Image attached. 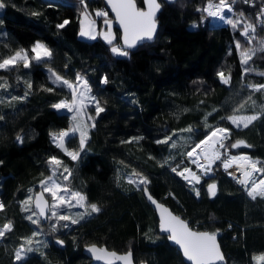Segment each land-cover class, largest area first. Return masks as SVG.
Returning <instances> with one entry per match:
<instances>
[{"label": "trees", "instance_id": "16d2710c", "mask_svg": "<svg viewBox=\"0 0 264 264\" xmlns=\"http://www.w3.org/2000/svg\"><path fill=\"white\" fill-rule=\"evenodd\" d=\"M136 1L143 6V0ZM4 3L6 6L0 9V58L26 48L29 56L33 55L31 45L37 39L49 47L52 57L46 63L33 61L28 69L19 64L11 72L0 70V84L7 85V90L0 89V115L4 117L0 120V203L5 205L0 211V227L8 221L13 225L12 231L0 238V264H90L82 248L89 243L121 252L131 249L136 263L146 260L149 264H188L166 234L159 232L156 213L144 193L127 183L133 170L147 176L151 181L149 191L192 227L222 231L219 242L227 264H257L253 257L264 254V199L248 197L245 187L223 170L221 161L213 164L210 177L202 176L198 197L186 180L171 172V167L182 158L183 165L190 164L180 153L204 139L209 131L204 116L209 112L212 115L208 116V125L231 129L226 144L242 140L248 145L229 147L227 152L220 149L222 160L225 154L242 152L259 159V165L264 166V92L245 87L264 84V76L259 75L264 72V52L257 51L249 61L247 66L254 71L244 73L240 63V51L260 46L264 27L257 25L255 38L249 44L239 34L243 24L234 30L207 17L202 11L207 0H164L153 42L130 50L128 57H119L111 53L103 37L93 40L78 33L83 11L90 12L100 23L104 18L95 13L101 9L111 18L104 0H85L86 9L80 0ZM253 3L255 6L236 0L234 18H241L239 14L243 12L241 19L256 24L264 0ZM65 20L69 23L58 28ZM114 35V42L121 45L118 29ZM237 40L241 43L239 51L235 47ZM49 68L70 81H75L79 73L105 108L95 117L85 151L76 162L51 142L50 133L70 128L72 115L51 107L68 99L70 93L52 84ZM219 71L231 75L230 84L219 82ZM105 76L107 84L101 82ZM26 82H31V90ZM46 88L54 91H45ZM25 92L29 94L23 100L10 99L23 97ZM184 108L189 111L184 112ZM214 108L217 111L213 112ZM89 111L95 116L94 109ZM245 113L259 115L248 128L237 129L221 119ZM189 125L196 131L181 135H190V143L177 137H173L178 143L176 149L156 143L167 130ZM18 134L23 136V143L17 142ZM167 134L171 135V131ZM133 137L143 139L122 143ZM67 146L78 149V133ZM170 153L175 159H168ZM52 155L73 169L68 182L71 189L85 194L88 203L97 204L101 211L68 228L57 226L55 232L49 228L54 220L42 221L45 234L33 238L36 250L27 254L26 261H16L15 252L24 243L22 238L30 237L36 229L25 218L30 213L21 210L20 202L29 195L28 189L34 193L39 181L49 175L45 162ZM256 175L258 178L263 174ZM210 182L216 183L215 196L208 193ZM57 238L62 239V245L55 244ZM36 239L42 243L35 244Z\"/></svg>", "mask_w": 264, "mask_h": 264}, {"label": "snow or ice", "instance_id": "6c2138e0", "mask_svg": "<svg viewBox=\"0 0 264 264\" xmlns=\"http://www.w3.org/2000/svg\"><path fill=\"white\" fill-rule=\"evenodd\" d=\"M244 3H252L253 0H243ZM80 3L84 5L85 9L87 4L85 0H80ZM146 4V10L137 7L136 0H107V4L110 6L111 11L115 14V20L122 29V41L121 45L114 44L116 39L113 31V21L108 18L107 11H97L95 13L98 17H103V23L107 26V30L102 33L103 39L108 45H110V51L113 55L119 57H128L130 50L141 46L145 41H153L157 33L156 13L159 11L161 5L157 0H144ZM236 0H232V3H228V0H219V3H213L212 0H208L207 6L202 10L207 14V17L218 19L226 25H230L234 30L240 29V25L243 24L242 30H240V36L245 38V41L249 44L252 43L255 38L257 25L264 27V7H261L256 16V24L245 22L244 13L239 15L241 18H234L233 5ZM6 5L4 0H0V9ZM225 9L227 12H225ZM38 15V13H33ZM85 19H88L87 13H84ZM69 23L65 20L63 23L58 24V28H64ZM80 36L87 37L89 39H96L97 33L95 31V22L89 20L87 27L84 25V21H81ZM258 48H249L244 51H240V63L243 67L244 73L254 71L249 65V61L257 51L264 52V40L259 42ZM236 49H241V43L239 40L235 44ZM29 56L27 50H17L11 56L6 58H0V70L13 71L16 66L22 64L23 68L28 69L31 67L32 62L36 64L46 63L51 57L52 52L45 45L37 42L32 48ZM231 54V50L229 52ZM48 79L55 87L67 88L70 93V97L66 100L53 103L52 108L56 110H66L68 113H72V124L69 129L61 130L58 133H50L51 142L57 149L60 150L71 161L76 162L81 158V153L85 151V145L89 139V130L95 127V117H99L101 113L105 111V108L101 106L100 100L92 95V90L88 82L77 73L75 82L66 79L58 74L53 69H48ZM264 76V72L259 73ZM219 82L228 85L231 81V75L225 76L223 71L217 73ZM20 79L19 77L17 78ZM104 84L108 83V79L105 76L101 81ZM28 90L32 89L31 82H26ZM194 84L197 82H193ZM245 87L251 89L253 92H264V84H248ZM0 89L7 90L6 84H0ZM45 91L52 92L54 88H46ZM199 90V89H197ZM29 92H25L23 97L11 96L10 99L23 100L27 97ZM251 99V96H249ZM3 101H0L2 103ZM203 104V101H200ZM243 107V105H240ZM90 108L94 109L95 116L90 113ZM184 112L189 109L184 108ZM217 111L215 108L213 112ZM212 115L211 112L204 116L205 126L209 128V131L205 134L204 139L198 143H194L191 150L180 153L182 157H186L188 163L195 165L196 169L201 173L197 174L192 168L181 165L184 164L182 158L175 167H171V172L182 177L189 184L193 185V190L198 197L200 195L199 189H195V184H200L202 176L210 177L213 172V164L216 161H221L225 172L232 168L235 164L236 170L240 173V177H237L234 172L228 173L233 176V179L237 183L245 187L247 196L252 200H256L258 197L264 199V178L258 181L255 178V174H264V166L258 167V162L253 161L251 157L247 155L230 156L222 160V153L220 149H224L227 152L228 148L236 149L241 145L248 146L246 142L238 140L230 145L226 144V141L230 139L231 129L223 126H211L207 124L208 116ZM3 116L0 115V120H3ZM178 118V117H177ZM259 115L249 116H237L235 114L227 117H221L222 120H227L235 128L241 127L248 128L249 125L257 120ZM171 131V135L167 132ZM196 130L189 125L187 128L178 130H167L163 139L157 140L158 144H168L170 149H176L178 146L177 140L173 137H177L178 140L183 141L185 144L191 142V136H183L182 133H193ZM79 134V146L78 149L69 148L67 145L74 135ZM23 136L17 135L16 140L19 143H23ZM143 137H133L128 141H122V143L138 142ZM171 141V143H169ZM151 158V157H150ZM168 159H175L171 155ZM203 161V162H201ZM168 160H165L167 163ZM46 166L49 170V175L39 181V191L35 193L33 197V189H28L29 195L21 201V210L29 212L25 218L29 220L33 225H36V229L32 232L30 237L22 238L24 243L20 245L19 249L15 252L16 261H26L27 254L35 251L32 247L35 237L45 234L43 231L42 221H55L49 223L51 232L57 231V226L68 228L70 225L80 223L86 216H91L94 213H99L101 208L95 203H88L87 196L78 190H72L70 187L69 178L73 174V169L70 168L62 159L57 155H52L46 160ZM120 163H123L121 161ZM163 166V165H162ZM178 169H180L178 171ZM43 175V174H41ZM150 180L147 176L136 173L133 170L132 175L127 177V183L133 185L136 190L144 192L148 201L151 202L159 212V230L161 233L166 234L167 240L178 246V250L182 253L188 264H224L225 257L221 251L220 245L217 242V232L208 231H195L189 223L182 219L180 216L174 215L163 204L158 203L152 195L148 192V185ZM216 184L209 183L207 185L208 193L210 196L216 195ZM48 194L51 203L45 197ZM34 204V208L31 206ZM5 205L0 203V211H3ZM73 209H79V211L73 212ZM33 217H36L35 219ZM61 221L69 222L61 224ZM231 227V226H230ZM13 225L11 221H8L0 227V238H5L6 233L11 232ZM42 242L38 239L35 240V244L39 245ZM57 244H63V241L57 240ZM25 244L29 247L25 248ZM87 250L97 261H104V264H115V262H121V264H133L131 249L124 254H118L114 251H109L107 248L97 247L96 245L88 246ZM260 264L264 261V254L253 257Z\"/></svg>", "mask_w": 264, "mask_h": 264}, {"label": "water", "instance_id": "95a60500", "mask_svg": "<svg viewBox=\"0 0 264 264\" xmlns=\"http://www.w3.org/2000/svg\"><path fill=\"white\" fill-rule=\"evenodd\" d=\"M161 1H164V0H157V2L158 3H160V5H161V7H160V9H159V11H157V13H156V24H157V32H158V27H159V21H158V19H157V17H158V15H159V13H160V11L162 10V3H161ZM165 1H167V2H172V1H175V0H165ZM104 4H105V6H106V8H107V10H109V12H110V14H111V18H109V19H111L112 21H113V24H112V31H113V33L115 34V29H118L119 31H120V36H119V42H121V44L123 43V41H122V29L120 28V26H119V24L116 22V20H115V14L111 11V8H110V6L107 4V0H104ZM136 4H137V7L138 8H141V9H145L146 10V4L144 3V0H143V6H139L138 5V3H137V1H136ZM104 20V19H103ZM102 20V21H103ZM106 29H107V26H106ZM157 34V33H156ZM155 39V38H154ZM145 42H153V41H145ZM144 42V43H145ZM143 43V44H144ZM134 49V48H133ZM133 49H131V50H133ZM236 141H238V140H236ZM235 141V142H236ZM210 183H215V182H210ZM216 184V183H215ZM39 191V189L38 190H36L34 193H33V197H35V193L36 192H38ZM216 191H217V188H216ZM148 192L152 195V197L158 202V203H160V204H163L166 208H168L174 215H177V216H180L182 219H184V220H186L180 213H177V212H175V211H173L172 210V208L166 203V202H162V201H160L155 195H153V193H151V191H149V189H148ZM144 193V192H143ZM144 196H145V199H146V201L151 205V207L153 208V210H154V213H156V217H157V223H158V228H159V212L156 210V208H155V206L153 205V204H151V202L150 201H148V199H147V197H146V195L144 194ZM45 197L49 200V203H50V198H49V196H47L46 194H45ZM32 207L34 208V204L32 205ZM187 221V220H186ZM43 222H45V221H43ZM189 223V222H188ZM189 226L193 229V230H195V231H208V232H211L210 230H205V229H199V228H194V227H192L190 224H189ZM159 232H160V230H159ZM215 232H217V231H215ZM161 233V232H160ZM161 234H164V233H161ZM222 234V231H220L219 230V234L217 235V242L219 243V245H220V248H221V251H222V253H223V255H224V257H225V262H224V264H227L226 262V255H225V253L223 252V250H222V247H221V242H219V237H220V235ZM57 240H60V241H62V239H59V238H57V239H55V244L56 245H62V244H57L56 243V241ZM169 243L170 244H172L174 247H176L177 249H178V246H176V245H174L173 243H171L170 241H169ZM96 245L97 247H103V248H107L109 251H114V252H116V253H118V254H124V253H127L130 249H128V250H124V251H117L116 249H113V248H108V247H106V245H104V244H97V243H89V244H85V245H83L82 246V248H83V252L87 255V257L90 259V264H104V261H97V260H95V258L92 256V254L87 250V248H88V246H90V245ZM132 251V250H131ZM180 252V251H179ZM180 254L182 255V253L180 252ZM182 257H183V255H182ZM132 260H133V264H149L146 260H144V261H141V262H139V263H136L135 262V259H134V257H133V251H132ZM183 260L186 262V260H185V258L183 257ZM186 263H188V262H186ZM115 264H121V262H115Z\"/></svg>", "mask_w": 264, "mask_h": 264}, {"label": "rangeland", "instance_id": "374dc122", "mask_svg": "<svg viewBox=\"0 0 264 264\" xmlns=\"http://www.w3.org/2000/svg\"><path fill=\"white\" fill-rule=\"evenodd\" d=\"M87 13V16H88V19H85V16H84V13ZM89 20H92V21H94L95 22V31H96V33H97V38L98 37H102V33L104 32V31H106L107 29H106V25L103 23V22H98V20H97V18L96 17H94L90 12H88V11H83V13L81 14V17H80V22L81 21H84V25H85V27H87V25H88V22H89ZM80 29H81V25H80V28H79V31H78V33H79V35H80ZM85 38H87V37H85ZM89 39V38H88ZM37 42H39V43H41V44H43V45H45V43L42 41V40H40V39H37V41H35L31 46L33 47ZM114 44H116V45H119L118 43H116V42H113ZM46 46V45H45ZM31 47V48H32ZM48 49H49V47L48 46H46ZM23 50H27L28 51V48H26V49H23ZM73 82H75V81H73ZM71 115H72V113H71ZM235 115H237V116H249V115H252V114H247V113H245V114H235ZM78 136H79V134H78ZM189 150H191V149H189ZM240 153H242V152H240ZM240 153H236V154H240ZM235 154V155H236ZM249 155V154H248ZM231 156V154H225V158L226 157H230ZM249 157H251V159L252 160H254L255 158H253L251 155L249 156ZM258 165H259V162H258ZM184 166H187V167H190V168H192V170L193 171H196V172H198V170L196 169V166L194 165L193 167L190 165V164H185V165H183V166H181V168L182 167H184ZM259 167H261L260 165H259ZM180 169H178V171H179ZM264 176V174L262 175V176H260V177H258L257 178V175L255 174V178H257L256 180L258 181L259 179H261L262 177ZM264 178V177H263ZM202 180V179H201ZM190 186H191V189L193 190V185H191L190 184ZM195 189H197V187H198V184H195ZM194 191V190H193ZM195 192V191H194ZM50 198V197H49ZM50 203H51V200H50ZM78 209H73V212H75V211H77ZM69 223V222H68ZM26 248V247H25ZM19 249V248H18ZM17 249V250H18Z\"/></svg>", "mask_w": 264, "mask_h": 264}, {"label": "built area", "instance_id": "2783aa9c", "mask_svg": "<svg viewBox=\"0 0 264 264\" xmlns=\"http://www.w3.org/2000/svg\"><path fill=\"white\" fill-rule=\"evenodd\" d=\"M212 2L213 3H216V4H218L219 3V0H212ZM228 3H232V0H228ZM207 4H208V0H207V3L205 4V6H207ZM263 7H264V5H263ZM101 11H104L103 9H101ZM225 12H227V10L225 9ZM210 19H211V21H213V22H216V23H223V22H221V21H219L218 19H213V18H211L210 17ZM225 76L227 77V75L225 74ZM225 127V126H224ZM222 153V152H221ZM241 155H247V156H250V155H248V153L246 154V153H240ZM232 155V154H231ZM253 161H259V159H254ZM203 162V161H202ZM235 165V164H234ZM234 165H233V167H234ZM258 167H259V165H257ZM223 167V166H222ZM232 167V168H233ZM223 170H224V168H223ZM225 171V170H224ZM227 174L228 173H230V171L228 170V172H226ZM197 174L198 175H200L201 173L198 171L197 172ZM229 175V174H228ZM230 177H233V176H231V175H229ZM236 176L237 177H240V173L237 171V173H236Z\"/></svg>", "mask_w": 264, "mask_h": 264}, {"label": "bare ground", "instance_id": "6f19581e", "mask_svg": "<svg viewBox=\"0 0 264 264\" xmlns=\"http://www.w3.org/2000/svg\"><path fill=\"white\" fill-rule=\"evenodd\" d=\"M241 154H238V155H235V156H240ZM231 156H233V155H231ZM202 162V161H201ZM230 172H234L235 174L237 173V170H236V166L234 165V167L233 168H230V169H228ZM264 177V176H263ZM262 177V178H263Z\"/></svg>", "mask_w": 264, "mask_h": 264}]
</instances>
